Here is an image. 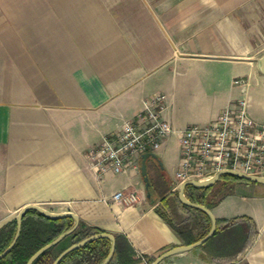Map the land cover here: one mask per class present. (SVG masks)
I'll return each instance as SVG.
<instances>
[{
    "label": "crops",
    "instance_id": "1",
    "mask_svg": "<svg viewBox=\"0 0 264 264\" xmlns=\"http://www.w3.org/2000/svg\"><path fill=\"white\" fill-rule=\"evenodd\" d=\"M263 55L264 0H0V228L33 203L123 236L120 264H148L181 244L155 199L180 186L175 134L155 152L162 164L147 160L149 188L141 158L99 176L87 151L154 92L178 127L208 123L243 96L264 123ZM118 190L138 200H114ZM221 198L216 218L252 224L239 254L264 264V183L238 180ZM195 249L164 261L200 262Z\"/></svg>",
    "mask_w": 264,
    "mask_h": 264
},
{
    "label": "built area",
    "instance_id": "2",
    "mask_svg": "<svg viewBox=\"0 0 264 264\" xmlns=\"http://www.w3.org/2000/svg\"><path fill=\"white\" fill-rule=\"evenodd\" d=\"M234 84L245 88L239 76ZM165 94L154 92L143 99L142 108L121 130L106 134L87 151L99 176L122 172L137 166L142 154L157 152L166 137L175 134L179 140V166L174 174L175 186L191 180H209L218 172L236 170L264 176V123L249 112L245 96L229 100L220 113L208 123L175 126L162 115ZM114 200L132 204L138 200L135 191L118 190ZM160 264H176L163 261ZM190 264H247L240 254L213 262Z\"/></svg>",
    "mask_w": 264,
    "mask_h": 264
},
{
    "label": "trees",
    "instance_id": "3",
    "mask_svg": "<svg viewBox=\"0 0 264 264\" xmlns=\"http://www.w3.org/2000/svg\"><path fill=\"white\" fill-rule=\"evenodd\" d=\"M224 178L242 179L232 174H225L217 180L215 185ZM187 189L189 199L203 203L208 208L217 204L225 194L224 193L219 198H209L207 194L210 192V189H212V186L198 187L190 185ZM160 197L161 198L155 199H160V202L166 207L168 214L159 207L158 211L177 232L182 241L185 243H192L208 233L211 228V218L205 211L188 206L182 203L179 198H176L174 201L178 203L183 210L194 213L190 218H181L172 208V205L176 204L172 198H165L164 193H161ZM172 201L173 203H171ZM240 219L244 218H234L232 220L217 218V229L215 233L200 247L204 248L213 241L219 239L237 240L240 239V235H246V237H248L252 224L248 221L247 223L251 226L249 227L246 220ZM73 224L74 218L70 216L51 218L45 216L37 209L27 210L23 216L21 233L16 243L12 249L0 259V264H26L36 250L53 240L61 232L69 229ZM197 227H200V230L197 234H194V230ZM97 232H101V230L93 226H88L84 221L79 220L78 226L73 232L64 236L57 244L45 250L31 264H52L57 255L68 245ZM15 233L16 220H12L0 228V253L11 243ZM124 240L123 236H116V250L109 264H120L118 259L122 251ZM110 246V239L105 237L97 238L70 252L58 264H100L108 255ZM151 261L153 260H150V262ZM125 263L129 264L130 262Z\"/></svg>",
    "mask_w": 264,
    "mask_h": 264
},
{
    "label": "water",
    "instance_id": "4",
    "mask_svg": "<svg viewBox=\"0 0 264 264\" xmlns=\"http://www.w3.org/2000/svg\"><path fill=\"white\" fill-rule=\"evenodd\" d=\"M259 66H260L261 71L264 73V55L259 59ZM150 157L156 158L158 160V162L160 164H162L156 153L146 152V153L142 154V156H141V173L143 175V178H144V181H145L147 188H149V186H150V180H149L148 171H147V160ZM225 174H232V175L238 176V177L245 179V180L264 183V176L248 174V173H244V172H240V171H236V170L220 171L213 178H211L209 180L191 179V180H188V181L181 183L179 186V190H178V198L180 199V201L182 203H184L188 206H191L194 208H199V209L205 211L211 218V228L205 236H203L202 238H200L199 240H197L195 242L176 244V245L171 246L170 248L164 250L149 264H160L166 258H168L169 256H171L173 254H176L179 252H185V251H189V250H193L195 248H198L215 233V231L217 229V218L214 215V213L212 212V210L210 208H208L207 206H205L203 203L195 202V201H192L191 199H189L185 195V189L190 185L198 186V187L212 186L213 184H215L217 182V180H219ZM150 195H151V193H150V191H148V196H150ZM29 209H37L38 211H40L45 216H48L51 218H61V217H65V216H70V217L74 218V224L69 229L61 232L53 240L44 244L38 250H36L31 255V257L28 259L26 264H31L45 250H47L48 248L57 244L64 236L73 232L79 223L78 215L73 213V212H54V211H50V210L44 208L43 206H41L39 204H33V203L25 204L19 210L17 218H16V233L14 235V238L11 241V243L0 253V259L3 258L12 249V247L16 243V241H17V239L21 233L23 216H24L25 212ZM102 237L110 239L111 246H110L108 255L100 264H109L112 261L114 254H115L116 237L113 233L106 232V231L94 233L90 236H87V237L81 239L80 241H77V242H74V243L68 245L65 249H63L57 255V257L54 259L52 264H58L70 252L84 246L85 244H87L88 242H90L92 240H95L97 238H102Z\"/></svg>",
    "mask_w": 264,
    "mask_h": 264
},
{
    "label": "rangeland",
    "instance_id": "5",
    "mask_svg": "<svg viewBox=\"0 0 264 264\" xmlns=\"http://www.w3.org/2000/svg\"><path fill=\"white\" fill-rule=\"evenodd\" d=\"M238 180H244V179H235V178L221 179V181H219L215 185V187L211 189V191L207 194V196L209 198H219L224 193L230 191V189L233 188V186L236 184ZM169 189H167L166 190L167 192H165L167 193L165 198H172V200L174 201V199L178 198L179 187H176L175 191H170ZM211 194H214V195H211ZM173 201L171 203H173ZM158 207L162 211L168 214V211L166 207L163 205V203L159 202ZM172 208L173 210H175L177 215L181 218H188V217L190 218L194 214L193 212H188V211L183 210L178 203L172 205ZM247 222L248 221H246V223ZM247 224L249 227L252 226V225L250 226L249 223ZM199 230H200V227H197L194 230V234H197ZM250 236H251V230L248 233V237H246V235L245 236L240 235V239H237V240H232V239L231 240H225V239L215 240L204 248L198 247L193 252L196 257V260L202 261V262H213L215 260L231 258V257L237 256L244 249L245 245L249 241L248 239L250 238ZM181 243H185V242L181 241Z\"/></svg>",
    "mask_w": 264,
    "mask_h": 264
}]
</instances>
